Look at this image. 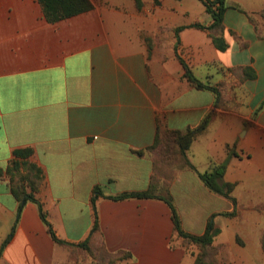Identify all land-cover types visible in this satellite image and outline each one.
I'll return each instance as SVG.
<instances>
[{
    "label": "crops",
    "instance_id": "1",
    "mask_svg": "<svg viewBox=\"0 0 264 264\" xmlns=\"http://www.w3.org/2000/svg\"><path fill=\"white\" fill-rule=\"evenodd\" d=\"M202 5L166 0L138 10L128 0L118 11L93 3L50 23L37 0H0V264H109L107 254L122 252L129 257L113 264H195L174 231L168 196L186 232L202 235L216 215V238L224 233L218 213L232 203L195 171H178L173 181L158 176L149 150L159 120L185 132L211 116L187 152L198 172L224 162L228 147L250 164L264 162V0H226L224 52L208 30L191 27L213 23ZM178 26L188 27L179 41L172 31ZM160 28L171 31L158 34ZM178 57L222 91L219 103L212 91L190 85ZM27 150L30 156L14 155ZM238 158L230 159L225 182L236 181ZM29 165L41 178L32 175L37 189L28 181L25 191L66 244L53 240L35 202L24 204L16 222L12 179L32 174ZM189 178L218 205L201 220H185L177 202L176 187ZM151 185L157 198L112 199ZM95 214L100 231L90 241L92 255L78 245L90 238Z\"/></svg>",
    "mask_w": 264,
    "mask_h": 264
},
{
    "label": "trees",
    "instance_id": "2",
    "mask_svg": "<svg viewBox=\"0 0 264 264\" xmlns=\"http://www.w3.org/2000/svg\"><path fill=\"white\" fill-rule=\"evenodd\" d=\"M39 4L41 5L44 13V17L46 20L50 23H57L65 19H69L75 16H78L80 14L86 13L90 10H92L93 5L91 4L90 0H37ZM180 1V0H177ZM203 4L205 7L206 13L210 15V17L213 20V23L210 26H204L201 24H194L191 27L199 28V29H205L208 30L209 36L212 38V41L216 48L222 52L226 51L228 49V44L226 40L224 39V14L227 9L226 0H198ZM138 4L140 3L139 0H137ZM188 28L187 26H178L177 28L173 29V33L177 37V40L179 41V34L183 30ZM180 60L182 67L185 71V78L188 80L190 85L196 89L200 90H210L212 91L216 96V102L219 103L222 99V91L216 87H210L206 85L205 83L199 81L190 70L189 66L185 63L183 59L178 57ZM211 116H207L203 122L195 129H188L185 132L180 131H172L167 128L164 122L158 121V127H157V136L154 144L149 148V150L152 153H156L157 150L161 149V164H172V157L173 155L179 156L181 159L185 161V168H189L192 171H195L200 180L203 182V184L213 193L218 194L226 199H228L232 204H235V199L232 196V193L235 188L234 183H229L224 181V175L228 169L230 159L232 157H239L238 154L234 152V150L230 147H228V158L220 163V164H212L209 169L203 173L198 172L194 165L190 163L187 159V152L191 148L193 142L195 141L196 137L203 133L206 128L208 127V124L210 122ZM32 153L31 151H15V156H30ZM139 154L143 155L142 152ZM172 159V160H171ZM158 163L155 161L154 169L157 170ZM28 168L32 170V174H30L28 177H21L17 180L12 179V191L15 195V197L20 202L19 208H18V216L17 220L19 219V216L21 214V211L23 209V206L26 202L32 201L35 202L40 210L41 218L44 222V224L47 227V230L53 240L58 244H66L64 241H61L57 238L51 224L48 221L47 215L43 210L42 205L34 198L33 193H26L25 191V183L31 182L32 178L35 177L36 180L40 181V174L41 171L33 165H29ZM33 175V177H32ZM36 180H33L31 182L32 192H35L37 189V185H35ZM30 184V183H29ZM96 192H99V189H96ZM156 191L154 189V186L151 185L150 188L145 192H133V193H124L122 195L112 197L113 200H125L130 198H137V199H150V198H157ZM160 198V197H159ZM96 198L93 199V204L95 205ZM165 202L168 204L172 211V220L174 223V231L177 234L180 241L183 243L185 247H188V244L195 245L197 247L206 248L211 245H213L216 237L220 234V229H218L215 226L214 218L216 215H213L206 226V230L202 235H192L188 232H186L182 226L181 218L178 214L177 208L175 206V203L171 197L164 198ZM15 231V227L11 233V235L8 237V239L5 241L2 250L5 248L7 243L11 240L13 237ZM100 231L99 228V222H98V216L95 214V223L94 227L91 232V236L88 240L78 245V247H81L85 250H87L90 254H94L92 249L90 248V241L92 237ZM107 257L110 260L109 264H113L112 262H116L118 260H124L127 257H129V254L127 253H119L117 255L114 254H107ZM105 259L106 257L103 256ZM195 264H216V261L214 259L206 260L205 258L202 259V257H196L195 258Z\"/></svg>",
    "mask_w": 264,
    "mask_h": 264
},
{
    "label": "rangeland",
    "instance_id": "3",
    "mask_svg": "<svg viewBox=\"0 0 264 264\" xmlns=\"http://www.w3.org/2000/svg\"><path fill=\"white\" fill-rule=\"evenodd\" d=\"M127 1L90 0L92 5L93 3L108 4L118 11L123 10L118 5H125ZM132 1H135L138 10L151 6L161 7L166 2V0H139L138 4L137 0ZM185 1L193 2L199 7L202 5L198 0ZM169 30L160 28L158 34L170 33L171 30ZM160 151L161 149L154 153L158 163V176L165 175L167 181H173L178 171H192L185 168V161L177 155H173L172 164H161ZM238 153L240 158L232 172L236 179L232 193L235 204H232L230 211L222 210L218 213V222L224 233L209 247L202 248L188 244L187 248L195 258L199 256L206 260L214 259L216 264H264V162L250 164L247 155ZM187 159L190 162L188 156ZM199 183L201 184V181H193L189 178L187 179L189 185L176 187L177 202L187 217L185 220H201L208 211L218 207L216 202H210L202 195L203 188L199 186ZM169 188V184L163 186L164 190ZM183 189L189 193L184 194ZM195 230L198 231V229ZM249 260L251 262H248Z\"/></svg>",
    "mask_w": 264,
    "mask_h": 264
}]
</instances>
